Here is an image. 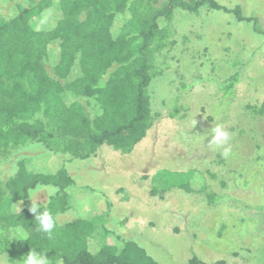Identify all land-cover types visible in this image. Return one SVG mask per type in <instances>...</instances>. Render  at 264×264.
<instances>
[{
	"label": "trees",
	"instance_id": "16d2710c",
	"mask_svg": "<svg viewBox=\"0 0 264 264\" xmlns=\"http://www.w3.org/2000/svg\"><path fill=\"white\" fill-rule=\"evenodd\" d=\"M1 2L10 10H0V160L10 149L34 145L43 150L38 156L61 163L43 172L37 158L22 156L11 164L10 175L0 177V258L21 264L34 250L49 264H156L134 242L97 226L96 216L59 222L58 215L77 204L64 163L92 158L101 147L129 154L146 136L159 117L151 106V85L163 75L166 53L176 43V12L227 13L260 35L264 27L256 17L243 16L239 6L215 0ZM38 186L57 189L46 205H38L54 218L52 238L39 230L27 207ZM179 188L200 191L188 183ZM102 204L108 211L109 204ZM186 264L228 263L192 256Z\"/></svg>",
	"mask_w": 264,
	"mask_h": 264
},
{
	"label": "rangeland",
	"instance_id": "374dc122",
	"mask_svg": "<svg viewBox=\"0 0 264 264\" xmlns=\"http://www.w3.org/2000/svg\"><path fill=\"white\" fill-rule=\"evenodd\" d=\"M215 1L239 6L264 27V0ZM0 10L8 15L10 9L1 2ZM172 28L176 43L151 85L159 117L129 154L101 147L87 160L65 161L77 204L58 220L96 216L97 226L134 242L156 264H186L192 256L264 264V35L207 9L176 12ZM216 126L229 134L223 147L210 143ZM42 152L34 145L10 149L0 160V177L22 156L37 158L43 172L61 163L38 156ZM186 183L200 191L179 188ZM43 188L29 195L27 207L46 205L57 192Z\"/></svg>",
	"mask_w": 264,
	"mask_h": 264
},
{
	"label": "clouds",
	"instance_id": "9594fccd",
	"mask_svg": "<svg viewBox=\"0 0 264 264\" xmlns=\"http://www.w3.org/2000/svg\"><path fill=\"white\" fill-rule=\"evenodd\" d=\"M213 136L210 143L216 145L217 147H223L228 144L230 139L228 132L224 131L222 127L216 126L212 129ZM223 157L228 158L231 154V147H224L221 153ZM44 188L38 186L31 195H35L38 192L43 191ZM57 189L55 187L48 188V195H54ZM30 211L35 214V219L39 222V230L46 233L49 238H52L53 230L55 228V221L49 211L45 210L43 212L38 211V205L32 202V207ZM21 264H49L46 255L38 254L34 250H30L29 253L23 257Z\"/></svg>",
	"mask_w": 264,
	"mask_h": 264
}]
</instances>
